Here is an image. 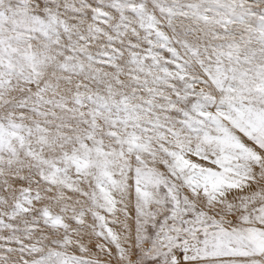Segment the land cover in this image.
<instances>
[{
	"label": "snow or ice",
	"instance_id": "6c2138e0",
	"mask_svg": "<svg viewBox=\"0 0 264 264\" xmlns=\"http://www.w3.org/2000/svg\"><path fill=\"white\" fill-rule=\"evenodd\" d=\"M0 264H264V0H0Z\"/></svg>",
	"mask_w": 264,
	"mask_h": 264
}]
</instances>
